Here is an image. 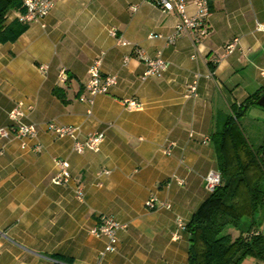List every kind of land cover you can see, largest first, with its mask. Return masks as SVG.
<instances>
[{"label": "crops", "instance_id": "obj_1", "mask_svg": "<svg viewBox=\"0 0 264 264\" xmlns=\"http://www.w3.org/2000/svg\"><path fill=\"white\" fill-rule=\"evenodd\" d=\"M210 12L201 42L182 36L167 44L178 19L148 0H54L45 18L0 45V127L9 125L8 112L21 103L22 121L38 130L25 150L16 140H0V264H55V257L70 264H187L189 235L177 222L185 226L209 195L204 178L217 171L212 135L233 106L259 91L264 96V30L258 28L264 26V0H210ZM110 29L131 45H117ZM235 39L234 51L225 53ZM134 46L150 57L161 54L167 63L161 77L142 79L146 66ZM97 60L101 74L116 76L117 83L92 104L81 102ZM61 70L65 83L58 79ZM196 76L194 96L188 87ZM128 99L142 109H126ZM48 122L78 127L79 141L94 133H103L104 141L98 152L78 154L72 139L45 131ZM262 139L264 126L255 146ZM54 159L68 162V185L52 184ZM103 169L110 174L98 177ZM150 196L157 198L153 211L144 207ZM101 215L127 225L116 251L104 257L106 240L90 234ZM257 223L264 235V212Z\"/></svg>", "mask_w": 264, "mask_h": 264}, {"label": "trees", "instance_id": "obj_2", "mask_svg": "<svg viewBox=\"0 0 264 264\" xmlns=\"http://www.w3.org/2000/svg\"><path fill=\"white\" fill-rule=\"evenodd\" d=\"M22 3L0 0V45L16 41L26 30L16 19L8 22ZM261 94L259 91L239 107L233 106L221 130L212 135L221 184L184 226L189 235L187 264L264 262V235L257 223L264 212V139L258 146L252 145L240 122L248 107H257ZM243 219L247 221L244 226ZM55 259V264H70V260Z\"/></svg>", "mask_w": 264, "mask_h": 264}, {"label": "built area", "instance_id": "obj_3", "mask_svg": "<svg viewBox=\"0 0 264 264\" xmlns=\"http://www.w3.org/2000/svg\"><path fill=\"white\" fill-rule=\"evenodd\" d=\"M152 5L161 10L163 13H173L176 15L178 22L174 28L173 34L166 38L167 44H174L175 41L182 37L188 36L194 43H199L208 35V20L210 17V0H148ZM54 5V0H23L21 10L18 11L16 20L22 24H29L38 22L45 18ZM193 6V11H189V6ZM131 10H135L133 7ZM260 30H264V26L258 27ZM109 35L114 38L116 44L122 47L130 46L131 44L124 40L122 36L118 35L115 29L108 31ZM159 35H150L149 38H159ZM237 39L233 40L225 47V53H232L236 47ZM133 54L136 58H140L144 61L146 69L142 75V79L148 77H161L167 69V63L163 60L161 54L158 52L154 57L147 56L143 50L137 46L133 47ZM130 57H125V61H128ZM42 73H45L47 66L43 65L39 67ZM264 74V72H262ZM89 80L85 86V93L79 96V101L92 104L93 97L97 95L108 94L109 90L116 85L117 79L113 75H102L100 72V61L97 60L93 66L88 70ZM189 85L188 89L190 94L195 96L196 80ZM58 79L61 83H65L68 80V76L64 70H61L58 75ZM126 109L130 111H139L142 109V104L136 102L133 99L123 101ZM21 103L12 108L8 112L9 125L0 127V140L10 142L16 140L20 143V148L25 150L28 148L27 142L34 140L37 137L38 130L34 125L26 124L22 121L24 117V111ZM45 131L54 135L57 138H70L74 142V151L78 154H82L84 151L98 152L100 146L104 141L103 133H94L88 135L84 141H79L78 134L79 128L75 126H60L54 122H48L45 124ZM190 138H193V134H189ZM208 141V138H203L201 143ZM174 144L170 143L168 147L163 150L165 155H170L171 147ZM32 151L38 153L40 147L34 145L31 148ZM54 165L56 171L51 179L52 184L56 186L68 185L71 181V174L69 172L68 162L61 159H54ZM110 171L103 169L97 173L98 177L107 176ZM173 181L177 185H183V181L178 178H173ZM170 181L166 182L168 186ZM221 184V176L218 171H209L204 178V190L207 193H212ZM101 186V184H99ZM76 197L79 201L83 200V190L80 186L76 187ZM157 198L150 196L144 207L153 211L157 209ZM161 207L167 209L170 208L168 203H160ZM177 225L180 230H184V225L181 220H178ZM127 229V225L118 222L114 217L109 215H101L98 217L96 224L90 230V234L95 238H104L106 244L103 250L100 252V257H104L108 253L116 251L118 243V233Z\"/></svg>", "mask_w": 264, "mask_h": 264}, {"label": "rangeland", "instance_id": "obj_4", "mask_svg": "<svg viewBox=\"0 0 264 264\" xmlns=\"http://www.w3.org/2000/svg\"><path fill=\"white\" fill-rule=\"evenodd\" d=\"M262 122H264V108L258 107L251 108L246 117L241 121L247 137L254 146L257 145L258 139L261 138L262 126H264ZM245 223H247V221L243 219V226Z\"/></svg>", "mask_w": 264, "mask_h": 264}, {"label": "water", "instance_id": "obj_5", "mask_svg": "<svg viewBox=\"0 0 264 264\" xmlns=\"http://www.w3.org/2000/svg\"><path fill=\"white\" fill-rule=\"evenodd\" d=\"M256 106L258 108H264V96L260 97L257 101H256Z\"/></svg>", "mask_w": 264, "mask_h": 264}]
</instances>
